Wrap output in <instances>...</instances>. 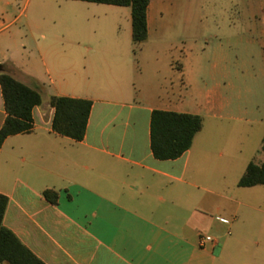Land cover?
Wrapping results in <instances>:
<instances>
[{
    "label": "crops",
    "instance_id": "obj_1",
    "mask_svg": "<svg viewBox=\"0 0 264 264\" xmlns=\"http://www.w3.org/2000/svg\"><path fill=\"white\" fill-rule=\"evenodd\" d=\"M95 47L111 55L108 62L125 53L111 40ZM46 48L36 44L32 59H0L40 95L31 129L0 144V192L7 197L2 223L25 246L45 264H264V184L238 186V176L235 185L247 190L232 188L208 167L206 153L191 152L194 135L174 158L151 153L152 108L196 111L170 86L156 90L153 100L150 90H131L135 103L124 99L130 90H53L43 100L41 91L55 88V60ZM50 94L91 100L81 139L52 132ZM4 114L0 95V125ZM44 188L56 192L54 203ZM201 233L215 241L199 245Z\"/></svg>",
    "mask_w": 264,
    "mask_h": 264
},
{
    "label": "rangeland",
    "instance_id": "obj_2",
    "mask_svg": "<svg viewBox=\"0 0 264 264\" xmlns=\"http://www.w3.org/2000/svg\"><path fill=\"white\" fill-rule=\"evenodd\" d=\"M148 17V36L133 47L128 6L0 0V59H32L45 44L55 88L42 90L43 100L53 90H130L124 99L135 103L131 90H150L153 100L170 86L201 119L191 152L206 153L208 167L247 190L235 179L264 156V0H151ZM104 40L125 47L117 62L95 49Z\"/></svg>",
    "mask_w": 264,
    "mask_h": 264
},
{
    "label": "trees",
    "instance_id": "obj_3",
    "mask_svg": "<svg viewBox=\"0 0 264 264\" xmlns=\"http://www.w3.org/2000/svg\"><path fill=\"white\" fill-rule=\"evenodd\" d=\"M126 5L129 7L130 40L133 47L146 37V8L150 0H86ZM4 66L3 63H1ZM0 95L4 118L0 125V144L8 134L27 132L32 127L31 108L40 102L36 89L14 78L5 69H0ZM52 106L50 128L58 135L72 140L82 138L91 100L86 97L50 94ZM199 114L152 108L149 113V147L154 157L174 158L190 145L194 133L200 128ZM260 148L264 151V132ZM238 186L264 184V159L260 162L247 161L236 180ZM42 195L54 203L56 192L44 188ZM7 197L0 192V262L5 264H45L15 233L2 223Z\"/></svg>",
    "mask_w": 264,
    "mask_h": 264
},
{
    "label": "built area",
    "instance_id": "obj_4",
    "mask_svg": "<svg viewBox=\"0 0 264 264\" xmlns=\"http://www.w3.org/2000/svg\"><path fill=\"white\" fill-rule=\"evenodd\" d=\"M214 238L208 233H201L198 237V244L202 245L204 242H214Z\"/></svg>",
    "mask_w": 264,
    "mask_h": 264
},
{
    "label": "water",
    "instance_id": "obj_5",
    "mask_svg": "<svg viewBox=\"0 0 264 264\" xmlns=\"http://www.w3.org/2000/svg\"><path fill=\"white\" fill-rule=\"evenodd\" d=\"M0 69H5L4 66H2V64L0 63Z\"/></svg>",
    "mask_w": 264,
    "mask_h": 264
}]
</instances>
